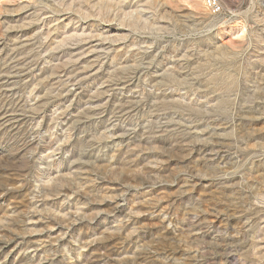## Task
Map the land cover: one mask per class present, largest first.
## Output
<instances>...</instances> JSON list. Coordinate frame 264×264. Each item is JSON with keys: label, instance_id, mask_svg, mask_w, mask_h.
<instances>
[{"label": "rangeland", "instance_id": "rangeland-1", "mask_svg": "<svg viewBox=\"0 0 264 264\" xmlns=\"http://www.w3.org/2000/svg\"><path fill=\"white\" fill-rule=\"evenodd\" d=\"M221 1L0 0V264H264V0Z\"/></svg>", "mask_w": 264, "mask_h": 264}, {"label": "built area", "instance_id": "built-area-1", "mask_svg": "<svg viewBox=\"0 0 264 264\" xmlns=\"http://www.w3.org/2000/svg\"><path fill=\"white\" fill-rule=\"evenodd\" d=\"M205 6L214 16L224 12V6L221 0H205Z\"/></svg>", "mask_w": 264, "mask_h": 264}, {"label": "bare ground", "instance_id": "bare-ground-1", "mask_svg": "<svg viewBox=\"0 0 264 264\" xmlns=\"http://www.w3.org/2000/svg\"><path fill=\"white\" fill-rule=\"evenodd\" d=\"M198 3H199L203 8H206V6H205V1H204V0H198Z\"/></svg>", "mask_w": 264, "mask_h": 264}]
</instances>
